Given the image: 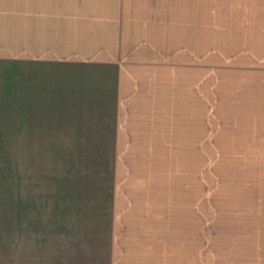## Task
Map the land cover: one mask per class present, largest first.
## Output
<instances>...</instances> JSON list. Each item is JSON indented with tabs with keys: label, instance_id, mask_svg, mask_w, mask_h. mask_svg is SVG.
<instances>
[{
	"label": "rangeland",
	"instance_id": "1",
	"mask_svg": "<svg viewBox=\"0 0 264 264\" xmlns=\"http://www.w3.org/2000/svg\"><path fill=\"white\" fill-rule=\"evenodd\" d=\"M10 3L9 48L49 19L31 48L96 72L50 122L0 109V211L108 212L172 264H264V0Z\"/></svg>",
	"mask_w": 264,
	"mask_h": 264
},
{
	"label": "crops",
	"instance_id": "2",
	"mask_svg": "<svg viewBox=\"0 0 264 264\" xmlns=\"http://www.w3.org/2000/svg\"><path fill=\"white\" fill-rule=\"evenodd\" d=\"M10 2L0 0V21L2 16H11ZM47 20L42 24L36 19L34 24L24 25L19 52L12 48L11 27L8 34L0 30V109L19 107L21 118H31L22 120L26 123L52 121L43 120V109L47 115L55 116L61 111L64 115L63 108L72 106L70 102L78 96H84L75 93L74 77L78 73L92 76L96 72L93 64L42 56L41 47L31 48L40 43L44 48L49 44L50 31L57 32L58 27L54 28L52 20ZM82 84L80 91L88 85ZM111 214L0 211V264H157V256L163 251L166 255L170 253L171 259L166 255L160 259L164 264H172V239L158 240L159 235L147 240L138 237V241L135 235L126 238L114 227ZM142 242L146 246L140 248Z\"/></svg>",
	"mask_w": 264,
	"mask_h": 264
}]
</instances>
